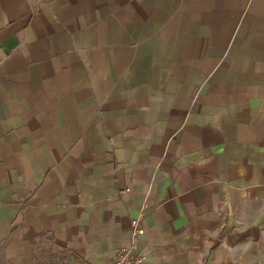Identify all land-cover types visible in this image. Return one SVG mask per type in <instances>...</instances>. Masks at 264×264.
<instances>
[{
  "label": "crops",
  "instance_id": "obj_1",
  "mask_svg": "<svg viewBox=\"0 0 264 264\" xmlns=\"http://www.w3.org/2000/svg\"><path fill=\"white\" fill-rule=\"evenodd\" d=\"M127 249L264 264V0H0V264Z\"/></svg>",
  "mask_w": 264,
  "mask_h": 264
},
{
  "label": "built area",
  "instance_id": "obj_2",
  "mask_svg": "<svg viewBox=\"0 0 264 264\" xmlns=\"http://www.w3.org/2000/svg\"><path fill=\"white\" fill-rule=\"evenodd\" d=\"M131 238L134 240L142 235V230L137 226V221L131 222ZM114 264H141V257L131 254L130 249L122 250L116 258Z\"/></svg>",
  "mask_w": 264,
  "mask_h": 264
}]
</instances>
